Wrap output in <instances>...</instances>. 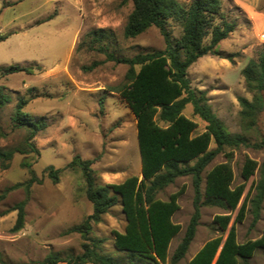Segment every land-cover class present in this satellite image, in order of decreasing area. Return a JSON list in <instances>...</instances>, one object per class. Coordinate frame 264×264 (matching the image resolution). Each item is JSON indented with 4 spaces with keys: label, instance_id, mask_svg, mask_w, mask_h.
I'll list each match as a JSON object with an SVG mask.
<instances>
[{
    "label": "rangeland",
    "instance_id": "1",
    "mask_svg": "<svg viewBox=\"0 0 264 264\" xmlns=\"http://www.w3.org/2000/svg\"><path fill=\"white\" fill-rule=\"evenodd\" d=\"M33 1L13 4L11 8L2 4L0 24L40 5ZM179 1L188 4L192 0ZM222 1L237 27L219 44L216 55L204 56L189 68L188 79L192 89L205 93L212 112L228 133L243 137L246 145L224 148L217 155L202 175L201 191L205 189L206 174L216 165L228 163L234 172V187L245 183L246 195L261 178L258 169L248 182L244 181L246 159L255 160L259 167L264 162V148L259 146L264 139V93L260 108L254 94L246 89L242 71L264 48V0ZM132 9V3L124 0H83V4L74 0H44V43L29 44L23 55L0 53V68H40L33 74H0V86L5 87L12 100L0 110V149L20 148L27 138L28 132L14 128L12 123L20 98L28 101L25 112L43 118L47 124L33 140L37 152L17 153L7 169L0 167V264H48L50 256L65 261L83 255L87 247L121 264L127 263L125 255L115 247V232L124 233L127 226L121 205L92 224L89 234L74 230L93 214V205L86 196L83 172L68 165L77 156L91 161L98 181L105 185L121 184L133 176L142 178L137 121L119 93L127 84L128 66L109 61L107 54L90 47L91 33L103 29L114 34L108 53L116 58L131 59L164 50V37L156 27L135 39L125 38L124 29ZM167 30L172 39L181 35V28L174 22ZM241 98L255 104L251 117L242 115ZM183 114L198 125L196 135L205 131L206 123L194 114L192 104L186 105ZM215 148L212 144L211 149ZM51 166L60 170L57 183L48 176L47 168ZM30 172L40 183L28 187ZM17 185L18 188L7 192ZM174 194H180V210L173 222L182 230L170 245V258L194 214L192 178H177L157 198L168 201ZM255 195L253 191L250 199ZM21 203L25 205L24 227L13 232L18 216L14 208ZM200 212L195 238L179 264H189L206 242L221 234L215 224L217 216L232 214L231 228L238 214V210L231 212L205 204ZM236 229L241 244L264 237V199L257 211L248 203L246 217ZM248 264H264V249L258 250Z\"/></svg>",
    "mask_w": 264,
    "mask_h": 264
},
{
    "label": "trees",
    "instance_id": "2",
    "mask_svg": "<svg viewBox=\"0 0 264 264\" xmlns=\"http://www.w3.org/2000/svg\"><path fill=\"white\" fill-rule=\"evenodd\" d=\"M127 2L132 3L133 9L124 29L125 38L135 39L156 27L164 37L165 49L138 54L131 59L116 58L108 53L114 34L103 29L91 33L90 47L107 54L109 61L128 66L125 76L127 84L119 93L137 121L142 178L133 176L117 185L101 184L92 169V162L75 157L68 167L79 168L83 172L86 196L93 205V214L74 230L89 234L92 224L100 222L112 208L121 205L127 226L124 233L115 232V247L125 255V264H179L195 238L201 205L231 212L238 210L231 228L232 214L215 218L221 234L206 242L189 264H248L258 250L264 249V237L241 244L238 242L236 225L244 221L248 203H252L257 211L264 199V162L259 167L255 160L246 159L242 170L245 182L258 169L261 173L260 180L252 184L246 195L245 183L234 187V172L228 163L216 165L206 174L202 193V175L206 168L224 148H238L246 145V141L239 135L228 133L224 124L212 112L205 93L192 89L188 79L189 68L204 56L216 55L217 47L235 31L237 22L224 10L222 0H192L188 4L179 0H124V3ZM170 22L181 28V35L177 39H172L167 30ZM5 39L0 36V42ZM35 70H40L38 65L30 68L8 66L0 68V74L7 77L19 72L33 74ZM242 75L246 89L254 94L256 105L259 104L261 108L264 48L256 59L249 61ZM11 101V97L5 93V87L0 86V110ZM189 103L193 106L194 114L206 123L205 131L201 134H195L198 125L183 114ZM240 103L244 109L242 115L251 117L256 109L255 104L242 98ZM27 104L26 99L20 98L12 117L13 127L25 129L28 132L27 138L20 148L0 149L2 169L10 166L17 153L37 152L33 140L47 128L43 118H36L24 111ZM212 144L216 146L213 150ZM259 146L264 148V139ZM47 170L50 179L57 183L60 170L52 166ZM30 173L31 178L26 184L28 187L40 183L34 173ZM184 176L192 178L194 214L181 243L170 258V245L182 230L180 225L173 222L174 215L180 210V194L172 195L168 201L159 200L157 195L177 178ZM18 187L10 188L7 192ZM253 191H256V195L250 199ZM14 210L18 216L12 231L19 232L25 223V205L21 203ZM59 262L121 264L115 258L88 247L83 255L75 258L61 261L50 256L46 260L48 264Z\"/></svg>",
    "mask_w": 264,
    "mask_h": 264
},
{
    "label": "crops",
    "instance_id": "3",
    "mask_svg": "<svg viewBox=\"0 0 264 264\" xmlns=\"http://www.w3.org/2000/svg\"><path fill=\"white\" fill-rule=\"evenodd\" d=\"M25 1L33 0H0V14L4 9L2 4H7L10 7ZM33 2L40 5L27 13L15 15L1 22L0 36L6 37V39L0 42V53L12 57L23 55L29 44L44 43V0H34ZM74 2L83 4V0H74ZM8 12L9 9L6 10V13Z\"/></svg>",
    "mask_w": 264,
    "mask_h": 264
}]
</instances>
